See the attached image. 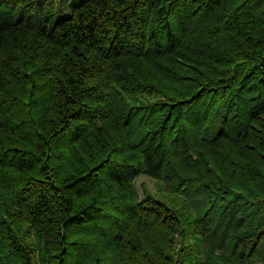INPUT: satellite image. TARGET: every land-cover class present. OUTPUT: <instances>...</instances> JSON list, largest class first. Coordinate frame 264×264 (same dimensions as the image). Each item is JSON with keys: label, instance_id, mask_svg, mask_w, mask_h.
I'll return each instance as SVG.
<instances>
[{"label": "trees", "instance_id": "obj_1", "mask_svg": "<svg viewBox=\"0 0 264 264\" xmlns=\"http://www.w3.org/2000/svg\"><path fill=\"white\" fill-rule=\"evenodd\" d=\"M47 1L0 0V264H264V0Z\"/></svg>", "mask_w": 264, "mask_h": 264}, {"label": "rangeland", "instance_id": "obj_2", "mask_svg": "<svg viewBox=\"0 0 264 264\" xmlns=\"http://www.w3.org/2000/svg\"><path fill=\"white\" fill-rule=\"evenodd\" d=\"M79 0H48L41 10V14L45 15L50 12L61 17L69 11L71 6ZM31 11L29 4H19L13 9V16L19 17L28 14ZM135 186L140 198L143 197L145 188H148L156 196L165 200H170L171 196L163 190V183L146 174H140L135 178Z\"/></svg>", "mask_w": 264, "mask_h": 264}]
</instances>
